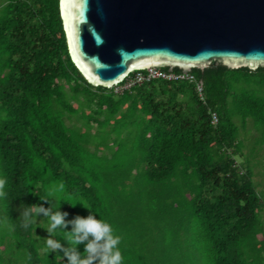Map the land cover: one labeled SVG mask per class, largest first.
<instances>
[{"label":"trees","instance_id":"obj_1","mask_svg":"<svg viewBox=\"0 0 264 264\" xmlns=\"http://www.w3.org/2000/svg\"><path fill=\"white\" fill-rule=\"evenodd\" d=\"M191 74L202 101L186 81L93 87L69 59L58 0H4L0 264H67L20 218L21 204L52 207L40 198L61 184L56 207L71 220L87 203L121 238L123 264H264V204L237 162L248 122L264 145V67Z\"/></svg>","mask_w":264,"mask_h":264},{"label":"water","instance_id":"obj_2","mask_svg":"<svg viewBox=\"0 0 264 264\" xmlns=\"http://www.w3.org/2000/svg\"><path fill=\"white\" fill-rule=\"evenodd\" d=\"M70 61L112 89L148 68L264 67V0H58Z\"/></svg>","mask_w":264,"mask_h":264},{"label":"clouds","instance_id":"obj_3","mask_svg":"<svg viewBox=\"0 0 264 264\" xmlns=\"http://www.w3.org/2000/svg\"><path fill=\"white\" fill-rule=\"evenodd\" d=\"M5 183V180L0 179V197L6 195L3 191ZM63 190V184L59 187L53 186L49 188L46 198L39 197L44 203L55 201L52 207L46 208L43 204L30 206L21 204L22 227L29 228L38 221L39 217L43 216L48 222L47 228L44 229L48 233V238H43L44 250L58 255L63 252L62 259L66 258L67 264H123V256L119 247L121 238L114 235V230L108 222L103 218L98 220L96 215L92 214L93 209L87 203L80 201L75 206L82 205L90 214L87 217L77 215L71 220L67 219L69 213L60 210L62 206L56 207L57 193H62ZM69 227L71 230H68ZM54 233H59L68 246L65 247L54 238ZM81 245L84 246L83 253L79 250Z\"/></svg>","mask_w":264,"mask_h":264},{"label":"rangeland","instance_id":"obj_4","mask_svg":"<svg viewBox=\"0 0 264 264\" xmlns=\"http://www.w3.org/2000/svg\"><path fill=\"white\" fill-rule=\"evenodd\" d=\"M4 4V0H0V8ZM117 90V88L115 89ZM234 122L239 126L238 120L234 119ZM67 126L79 125L75 121L65 119ZM239 140L243 141V147L241 149V156L237 158L238 163L244 161L249 162V166L253 171V182L256 187V191L261 197V200L264 204V145H255V137L257 132L252 128L251 123L248 122L245 129L239 131ZM84 212H86L84 210ZM262 218L264 219V210L262 212ZM1 221V218H0ZM35 237L47 238L46 230H43V220L42 217L38 218V221L35 223ZM264 229V224H263Z\"/></svg>","mask_w":264,"mask_h":264},{"label":"built area","instance_id":"obj_5","mask_svg":"<svg viewBox=\"0 0 264 264\" xmlns=\"http://www.w3.org/2000/svg\"><path fill=\"white\" fill-rule=\"evenodd\" d=\"M161 79L165 81H186L190 84H193L194 90L200 101L203 100V91H202V83L197 81L194 76L189 72L182 71H169L165 68H148L142 71H135L129 74L121 84L114 87V92L119 94L124 90L130 89L132 86L136 84H142L144 82H149L151 80ZM117 88V90H115ZM212 124H215L217 119L215 114H212L211 118Z\"/></svg>","mask_w":264,"mask_h":264}]
</instances>
